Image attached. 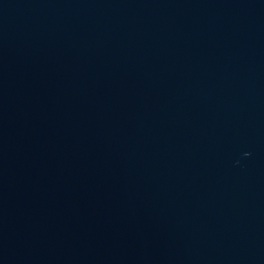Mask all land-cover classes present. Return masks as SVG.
Wrapping results in <instances>:
<instances>
[{
	"label": "water",
	"instance_id": "obj_1",
	"mask_svg": "<svg viewBox=\"0 0 264 264\" xmlns=\"http://www.w3.org/2000/svg\"><path fill=\"white\" fill-rule=\"evenodd\" d=\"M0 264H264V0H0Z\"/></svg>",
	"mask_w": 264,
	"mask_h": 264
}]
</instances>
